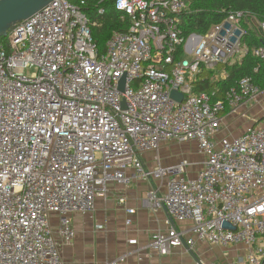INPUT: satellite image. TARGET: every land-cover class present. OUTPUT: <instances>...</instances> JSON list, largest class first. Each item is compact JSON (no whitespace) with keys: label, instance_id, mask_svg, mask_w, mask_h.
Returning <instances> with one entry per match:
<instances>
[{"label":"built area","instance_id":"1","mask_svg":"<svg viewBox=\"0 0 264 264\" xmlns=\"http://www.w3.org/2000/svg\"><path fill=\"white\" fill-rule=\"evenodd\" d=\"M77 1L53 0L16 24L7 42L0 38V264H65L72 216L94 213L111 185L133 180L156 183L144 205L167 213L168 229L150 244L161 256L244 247L221 264H264V116L240 136L221 135L226 117L262 101L264 90L246 77L224 100L195 92L204 70L216 74L247 55L250 23L264 32V21L234 12L186 38L185 0H115L129 27L101 53L92 34L101 23L83 10L87 0ZM105 13L100 7L98 16ZM254 54L264 60V47ZM220 74L215 80L228 77ZM172 142L197 144L198 173L191 176L187 160L162 164L160 151ZM146 154L155 155L153 169Z\"/></svg>","mask_w":264,"mask_h":264},{"label":"crops","instance_id":"2","mask_svg":"<svg viewBox=\"0 0 264 264\" xmlns=\"http://www.w3.org/2000/svg\"><path fill=\"white\" fill-rule=\"evenodd\" d=\"M249 29L255 33L260 30L256 22H251ZM239 61L241 59H237L232 64ZM220 73L216 72L215 75L219 76L216 78H221ZM263 116L264 99L244 106L239 115L226 117V125L221 135L240 136ZM235 127L238 128L237 134H235L236 131L232 132ZM170 144H165L162 147L160 151L162 158ZM179 145L184 147L193 145L198 150L197 144L194 142L179 143ZM146 155H148L145 157L146 160L144 157L143 160L148 166L154 161L155 155ZM186 157L189 159L186 160L190 162L191 157ZM197 157L196 163H192L191 176L198 173L202 168L204 158L199 153ZM128 174L132 176L134 170H129ZM154 185L156 183L140 180H133L128 187L111 185L108 195L97 199V208L94 213L74 214L72 223L75 238L71 244L62 247L63 262L65 264H106L121 260L119 264H221L227 260L235 261L239 255L245 253L244 247L222 248L197 245L192 252L179 248L174 250L170 256L158 254L150 246L152 236L158 231H166L169 226L167 225L168 216L165 210L154 213L144 205L147 193ZM123 197L126 199L124 205L120 203V199ZM129 209L135 210V214L129 216L127 213ZM129 218L133 221L131 226L126 224ZM58 225L59 220L55 217L53 219L55 230ZM176 225L181 229L185 227L182 224Z\"/></svg>","mask_w":264,"mask_h":264},{"label":"trees","instance_id":"3","mask_svg":"<svg viewBox=\"0 0 264 264\" xmlns=\"http://www.w3.org/2000/svg\"><path fill=\"white\" fill-rule=\"evenodd\" d=\"M77 3V0H70ZM87 0L84 7L85 13L92 21H99L100 26L92 29L94 41L99 46L100 52L105 53L106 44L115 32L126 31L128 24L121 22L120 14L114 9L115 0ZM190 5V12L182 15L181 29L184 37L192 34L205 35L213 26L223 22L230 13L246 12L255 20L264 21V0H185ZM100 7L106 9L104 16H98ZM248 47L247 55L239 62L232 65H219L217 73L226 71L228 77L215 80V73L203 71L196 84V93L216 92L215 100H224L230 88L235 87L241 79L251 77L256 85L264 90V60L254 54L256 48L264 47V32H251L245 39Z\"/></svg>","mask_w":264,"mask_h":264},{"label":"water","instance_id":"4","mask_svg":"<svg viewBox=\"0 0 264 264\" xmlns=\"http://www.w3.org/2000/svg\"><path fill=\"white\" fill-rule=\"evenodd\" d=\"M53 0H1L0 1V38H5L8 32L18 23H21L40 12ZM239 34V32L237 33ZM126 77H123L120 91H125ZM183 95L177 91L172 92V98L178 102L183 101Z\"/></svg>","mask_w":264,"mask_h":264},{"label":"rangeland","instance_id":"5","mask_svg":"<svg viewBox=\"0 0 264 264\" xmlns=\"http://www.w3.org/2000/svg\"><path fill=\"white\" fill-rule=\"evenodd\" d=\"M2 39L5 42L8 41V38L7 37L2 38ZM189 58H191V57H189ZM30 72L31 73L32 72H35V70L34 69H31ZM237 130H238V128L235 127V128H233L232 132L234 133L236 131L235 134H237L238 133ZM228 135L231 136V134H228ZM167 148L168 149L165 150L164 155H163V158L161 156V158H162V164H166L164 166L179 164L183 160L188 159L186 156L191 157V160H190L191 163H196L195 160H196V158H198L197 157L198 150L196 149V146L190 145L188 147H184V146L179 145V143L172 142ZM160 154L162 155V153H160ZM146 156H148V155H145L144 156V159L145 160H146V158H145ZM167 157H168V159H167ZM148 158H147V160H148ZM148 166H149V168L153 169L155 167V162L154 161L151 162V164L148 165Z\"/></svg>","mask_w":264,"mask_h":264}]
</instances>
